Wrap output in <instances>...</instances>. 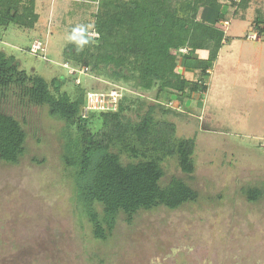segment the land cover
<instances>
[{
  "label": "rangeland",
  "instance_id": "obj_1",
  "mask_svg": "<svg viewBox=\"0 0 264 264\" xmlns=\"http://www.w3.org/2000/svg\"><path fill=\"white\" fill-rule=\"evenodd\" d=\"M229 1L222 2L228 11L227 24L219 26L225 41L205 81L206 92L193 94L181 112L165 116L175 124L176 138H194L196 147L194 171L182 173L170 158L162 165L161 184L181 178L198 193L195 202L175 210H140L129 221L120 214L107 238L95 239L72 174L61 161L64 123L18 91L0 99V110L26 132L18 163L0 160V264H264V37L248 29L255 10H264V0L252 1L245 21L233 16ZM35 2L47 11L51 5L53 18L47 22L45 10L38 9L37 36L34 30L9 27L0 35V52L13 56L26 73L48 82L61 79V90L72 92L64 52L74 30H94L97 0ZM35 38L46 45V60L43 53L28 52ZM186 78L196 81L190 74ZM81 80L89 92L112 87L91 74ZM149 98L128 114L132 121L154 103ZM155 113L161 118L159 110ZM252 190L261 193L255 201L248 198Z\"/></svg>",
  "mask_w": 264,
  "mask_h": 264
},
{
  "label": "trees",
  "instance_id": "obj_2",
  "mask_svg": "<svg viewBox=\"0 0 264 264\" xmlns=\"http://www.w3.org/2000/svg\"><path fill=\"white\" fill-rule=\"evenodd\" d=\"M252 1L230 0L233 16L247 20ZM222 2L97 0L93 29L98 37H89L85 26L74 30L65 63L86 67L89 75L127 89L114 112H84L89 91L82 80L73 82L72 92L62 91L61 79L48 82L26 73L13 56L0 52V99L18 91L30 105L47 107L49 117L64 123L61 161L72 174L77 202L95 239L105 240L120 214L129 221L140 210H175L197 200L198 193L181 178L161 184L162 165L170 158L182 173L194 171L196 147L194 138H176V126L165 116L181 112L183 101L193 94L206 92L205 81L225 41L219 26L228 22V11ZM254 15L248 29L264 37V10L256 9ZM38 19L35 0H0V35L11 26L31 30ZM201 51L207 52L206 59L200 58ZM149 95L154 103L132 121L128 114L136 105V110L147 105ZM170 100L175 109L165 106ZM25 139L19 120L0 110V160L17 164ZM260 194L252 190L248 198L255 201Z\"/></svg>",
  "mask_w": 264,
  "mask_h": 264
},
{
  "label": "built area",
  "instance_id": "obj_3",
  "mask_svg": "<svg viewBox=\"0 0 264 264\" xmlns=\"http://www.w3.org/2000/svg\"><path fill=\"white\" fill-rule=\"evenodd\" d=\"M225 24L227 23H224V25ZM89 36L92 38H97L98 34L93 30L92 33H89ZM251 38H253V36H251ZM45 51L46 45L43 43V41L37 38L31 42L28 48V52L34 56H38L40 53H43L42 57L44 60H46L44 55ZM180 51L182 53H186L185 49H181ZM63 67L67 69L68 75L74 79L76 85L81 83L82 77L88 76V69L86 67H72L68 64L63 65ZM126 92H128L127 89L116 85L106 92H87L85 97L84 112H114L117 110L118 103ZM165 106L170 109H175L172 102L167 103Z\"/></svg>",
  "mask_w": 264,
  "mask_h": 264
},
{
  "label": "crops",
  "instance_id": "obj_4",
  "mask_svg": "<svg viewBox=\"0 0 264 264\" xmlns=\"http://www.w3.org/2000/svg\"><path fill=\"white\" fill-rule=\"evenodd\" d=\"M42 4V2L40 3V4H38V5H36V2H35V10H36V13L38 14V16H39V19H38V22H39V20H40V14H39V12H38V9H40V10H45V14H46V16H47V22L51 19V18H53V10L51 9V5H50V9L47 11V8L45 7V4L43 3V7H39L40 5ZM53 7V6H52ZM37 22V23H38ZM48 24V23H47ZM37 25V24H36ZM35 25V27L33 28V29H31V30H34V36H37L39 33H40V31H39V27L38 26H36ZM36 39V38H35ZM34 39H32L31 40V42L33 41ZM207 52L206 51H201V52H199V56H200V58H202V59H206L207 58ZM187 75V74H186ZM191 75V74H190Z\"/></svg>",
  "mask_w": 264,
  "mask_h": 264
}]
</instances>
